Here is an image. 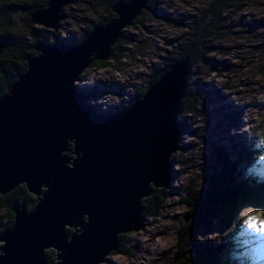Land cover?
<instances>
[{"label": "water", "instance_id": "95a60500", "mask_svg": "<svg viewBox=\"0 0 264 264\" xmlns=\"http://www.w3.org/2000/svg\"><path fill=\"white\" fill-rule=\"evenodd\" d=\"M67 1L47 0L29 20L55 28ZM145 1L116 0L115 15L76 45L37 43L0 95V194L23 183L34 195L30 208L22 198L9 204L0 264H47L49 247L51 264H96L118 247V233L142 226L150 186H161V195L169 187L187 56L121 110L97 111L73 85L93 59L109 55L121 27L149 9Z\"/></svg>", "mask_w": 264, "mask_h": 264}, {"label": "rangeland", "instance_id": "374dc122", "mask_svg": "<svg viewBox=\"0 0 264 264\" xmlns=\"http://www.w3.org/2000/svg\"><path fill=\"white\" fill-rule=\"evenodd\" d=\"M207 2L156 0L153 13L140 10L135 23L120 28L121 38L111 51L112 56L103 60V65H87L73 81L88 95L85 101L105 112L129 105L137 91L162 66V58L175 51L189 25L205 12ZM61 6L65 16L57 19V31H54L51 26L30 21L27 8L19 0L2 1L0 19H7V24L0 26V33L24 36L32 42L28 33L31 28L48 44L53 41V32L68 43L79 41L83 29L106 14L101 6L91 5L93 9L79 0L67 1ZM217 31L208 37L206 63L195 67V77L206 96L195 110L176 112L183 124L177 135L178 145L169 154V183L176 193L166 195L164 192L159 214L144 217L138 229L121 232L119 249L109 251L96 264H170L175 229L186 210L179 188L188 178L197 182L200 167L208 164L211 146L222 144L227 148L232 143L239 146L243 141L255 146L262 153L242 160L239 171L264 175V0L244 1L227 10ZM127 38L130 41L124 43ZM92 91L95 94L91 96ZM152 188L151 193H156L161 186ZM31 201L33 204L34 200ZM260 210L248 200L241 205L230 227L222 229L213 224L212 231L206 234L214 240L233 232L236 237L233 247L246 242L247 246L234 256L233 264H264V234L253 232L246 225L249 218L257 223L264 220ZM9 219L0 200V227ZM67 228L73 230L64 225V229ZM49 248L44 249L45 257L54 261V249Z\"/></svg>", "mask_w": 264, "mask_h": 264}, {"label": "trees", "instance_id": "16d2710c", "mask_svg": "<svg viewBox=\"0 0 264 264\" xmlns=\"http://www.w3.org/2000/svg\"><path fill=\"white\" fill-rule=\"evenodd\" d=\"M2 1L11 0H0V2ZM19 1L23 7L27 8L29 16V12L35 9H43L47 0ZM68 1L71 2L72 0ZM79 1L85 4L88 3L91 8L101 6L106 13L99 21L90 23L83 29L79 40L81 41L94 26L107 22L115 15L110 6L116 0ZM244 1L252 0H208L205 12L194 20L192 25H189L188 29L184 32L182 42L177 46L175 51L162 58V66L151 75L146 85L137 91L130 104L138 99L146 87L156 80L172 63L187 56L188 67L184 75L185 84L183 94L179 100L178 110L181 109L186 112L195 110L198 103L206 96L200 86L201 82L195 77L197 73L195 67L200 63H206L208 37H212L218 33L217 30L224 21V13L233 7H237ZM145 5L149 9L142 7L140 10L144 9L153 13L156 7V0H146ZM58 12L62 13V6L59 7ZM137 19L135 16L132 22L135 23ZM3 23L6 25L7 19H0L1 27ZM28 33L31 34L32 42L26 40L24 36L7 34L6 32L0 33V64L6 61L4 66L0 65V95L5 92L7 86L16 78V75L25 70V57L38 53L34 48L37 43L43 42L48 44L42 39L41 34L36 33V31L34 32L31 28L28 30ZM52 38L53 41L48 45L56 43L76 45L79 42L70 40L67 43L63 41V38L57 37L54 32L52 33ZM120 38L121 34L110 44V53L106 58L112 56L111 51L114 47L118 46ZM129 41L127 38L124 40V43H128ZM103 63V58L93 59L88 65L99 66L103 65ZM78 90L81 91L80 89ZM89 94L92 96L95 92L92 91ZM175 118L179 130H181L183 124L176 116ZM229 118L230 115H227L226 119ZM261 153L255 146L248 145L244 141L239 146L232 143L227 148L222 144L211 146L208 164L200 167L201 171L199 172L197 182L188 178L179 188L182 202L186 206L184 212L189 214V217L186 221H183L182 218L181 224L175 229L176 239L174 250L169 257L170 264H233L235 260L234 256L247 246L246 242L245 244H238L233 247L232 241L236 239V237H233V232L227 233L228 235L224 233L221 237L219 236L220 238L214 240H211L206 234L212 231L213 224H218L222 229L230 227V223L238 216L237 212L239 208L248 200L258 205L261 209V214H264V175L259 177L256 173L244 174L239 171L240 168L238 167L242 160H248L253 157L252 155ZM152 190L154 188L150 186V194L144 196L141 200L144 217L157 216L160 211L161 201L164 198V195H161L160 189H156V193H151ZM175 191L176 189H173L170 185L166 189L165 194H175ZM21 197L26 201L27 206L32 204L31 194L27 192V189L21 183L14 186L9 192L0 194V200L4 203L6 212L10 217L9 221L0 227V231L12 221V213L8 208L9 204ZM65 231L69 234L71 229L67 228ZM119 235L120 233L117 234V241ZM118 249L117 247L115 250ZM229 250H232L234 253L229 255ZM47 259L49 260L48 256L46 261ZM52 262L53 260H49L47 264H51Z\"/></svg>", "mask_w": 264, "mask_h": 264}, {"label": "snow or ice", "instance_id": "6c2138e0", "mask_svg": "<svg viewBox=\"0 0 264 264\" xmlns=\"http://www.w3.org/2000/svg\"><path fill=\"white\" fill-rule=\"evenodd\" d=\"M247 229L252 230L255 233L264 234V220L259 223L255 222L252 218L246 221Z\"/></svg>", "mask_w": 264, "mask_h": 264}, {"label": "flooded vegetation", "instance_id": "af4514ba", "mask_svg": "<svg viewBox=\"0 0 264 264\" xmlns=\"http://www.w3.org/2000/svg\"><path fill=\"white\" fill-rule=\"evenodd\" d=\"M18 184H20V183H18ZM17 184V185H18ZM23 186H25L23 183H21ZM16 186V185H15ZM11 190V189H10ZM10 190H8L7 192H9ZM7 192H5V193H7ZM27 192L28 193H30L28 190H27ZM5 193H3V194H5ZM34 196V195H33ZM33 196L31 195V199L33 200ZM22 198V200H23V197H21ZM16 200H19V199H16ZM24 202H25V206L27 207V208H29L30 206H27V203H26V201L25 200H23ZM8 208H9V206H8Z\"/></svg>", "mask_w": 264, "mask_h": 264}, {"label": "bare ground", "instance_id": "6f19581e", "mask_svg": "<svg viewBox=\"0 0 264 264\" xmlns=\"http://www.w3.org/2000/svg\"><path fill=\"white\" fill-rule=\"evenodd\" d=\"M62 15H63V13H62ZM65 16V14L63 15V17ZM57 26H58V24H57ZM52 30H54V31H57V28L55 27L54 29H52ZM103 60H105V58H103ZM79 76H80V74L78 75V77L77 78H79ZM91 105V104H90ZM91 107H93V108H95L94 106H92L91 105ZM96 109V108H95ZM178 145V144H177Z\"/></svg>", "mask_w": 264, "mask_h": 264}]
</instances>
